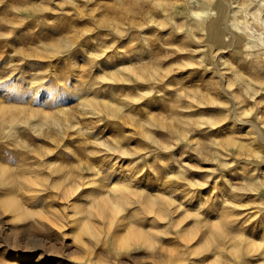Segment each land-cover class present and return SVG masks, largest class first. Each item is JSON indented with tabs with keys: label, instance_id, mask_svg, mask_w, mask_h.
I'll list each match as a JSON object with an SVG mask.
<instances>
[{
	"label": "rangeland",
	"instance_id": "obj_1",
	"mask_svg": "<svg viewBox=\"0 0 264 264\" xmlns=\"http://www.w3.org/2000/svg\"><path fill=\"white\" fill-rule=\"evenodd\" d=\"M187 5L0 0V264H264V132L255 128L264 73L223 36L210 42ZM53 45L59 53L50 56L44 47ZM73 56L83 83L75 95L49 71L71 73ZM128 58L145 81L115 66ZM112 72L130 82L100 86ZM240 76L252 78L255 93ZM31 78L53 83L48 91L65 102L41 103ZM77 95L128 101L126 116L85 113ZM67 109L76 112L60 132L49 120ZM102 143L123 147L122 163L111 169ZM64 173L59 189L87 176L82 195L50 186ZM29 186L42 188L37 203ZM15 198L24 208L17 216L3 205ZM139 232H153L152 245L120 241Z\"/></svg>",
	"mask_w": 264,
	"mask_h": 264
},
{
	"label": "bare ground",
	"instance_id": "obj_2",
	"mask_svg": "<svg viewBox=\"0 0 264 264\" xmlns=\"http://www.w3.org/2000/svg\"><path fill=\"white\" fill-rule=\"evenodd\" d=\"M186 1L188 3L187 6H189L186 8L188 14L194 18L197 27L205 29L207 31L210 42H218L223 36L225 40L224 42L225 45L232 46L234 49L240 52L243 51L244 54L249 58V60L246 61V63L251 68L255 69V71L258 72L259 74L264 73L263 68L256 67V64H258L259 62L264 63V0H200V1L186 0ZM209 14L212 15V17L208 19ZM135 27L137 28V25ZM111 30L117 36H120L121 32L123 31V29L117 24H115ZM105 35H107V33ZM128 38L129 35L126 34L125 39L128 40ZM110 43L113 44L114 40H111ZM105 45L102 44L101 47H104ZM58 47L59 46L53 45L51 47L46 46L44 47V49L46 51H52V52L55 51V53L50 54V56H52L54 54L59 53ZM89 54L95 58L98 56V54L96 53L94 54L89 53ZM135 54L143 55L144 52H138ZM71 65H72L71 73L63 71L61 74H56L54 66L52 67V69L49 68V71L51 73H54V75H58L57 77H54L53 79L54 81L52 82L62 85L63 89H71L74 93L73 95H75L76 92L83 86V83L77 82L78 78H80L81 75H80V70L78 69L80 67V62L77 60V58H75V56L72 57ZM115 66H120L129 74L134 75L138 80V82H143L147 79L145 77L143 68H135L133 66V58H130L125 62L119 61ZM99 77L100 78L97 79V82L98 83L101 82L100 86H103L104 85L103 81L107 79L130 82L128 78H126V76L121 74L119 75L115 72L111 73L110 78H107L103 75H100ZM148 77L156 79L157 74L154 71L153 73H149ZM159 78H162V76L160 75ZM240 81L243 83V89L248 96H250L251 93L253 94L256 92V91L249 92L252 91V85H251L252 78H243L242 76H240ZM28 84L32 86L31 89H32V93L35 94L34 96L35 98L38 96V94H42L39 98L40 99L39 101L41 103H47V104L51 103L45 100L50 98L58 100V104L59 103L62 104V102H65V98H66L65 96H60L57 95L56 92L48 91L51 89L50 86H52L53 84L50 83V81L48 80L46 81L45 84L38 85V83H36V81H34L31 78V80L28 81ZM135 87L138 88L140 87V85L136 84ZM142 95L143 93H139V94L136 93L135 95L129 98V101L136 102L140 100ZM77 98H78L76 102L77 105L80 107L87 108L86 109L87 111H85V113H90L95 115L106 114L113 118H124L126 116V112L124 110H125V106L128 104V101L124 103V102H115L113 99H108L107 101L101 99L85 100L84 97H82V95L81 96L77 95ZM75 112L76 110L71 111L70 109L60 111V115L62 118L60 119L61 121L51 116L49 120V124L54 128H56L58 131L62 132L63 127L66 126L65 124L68 122V117H70V115H74ZM262 112L259 113L261 125L255 127L256 132L258 133L259 136H262V133L264 132V116ZM79 129L80 128H78V130ZM79 131L82 130L80 129ZM116 141L117 139H115V142ZM103 145L106 147V150L108 152H111V156H109L108 153L105 155L110 157L108 159V162H110L109 167L111 169L114 168L115 165H119L120 163H122L120 154H123L126 151L123 147H121L117 143L111 146L107 144H103ZM100 161H103V159H100ZM96 172L97 169L94 170L93 167V171L90 175L91 176L96 175ZM68 176L69 174L64 173L62 178L55 180L50 186L54 190L59 189L58 188L59 183L66 180ZM84 177L87 176H83L80 174L79 183L73 184L72 186H70V188H68V190H66L64 187H61L58 191L59 193H61L62 197H67L70 194H74V192L76 191L78 195H82L86 190L85 187L80 189L78 188L86 184V181L83 180ZM125 177L129 180L130 176H125ZM38 186H29L27 188L26 194L28 195L30 201L33 200L35 197L38 198L39 191L42 189ZM52 193H56V191H52ZM34 200L35 201H31V202L33 203L38 202V200L36 199ZM45 202L46 200L44 199L41 201L40 204L43 205ZM3 205L6 206L7 210L11 212L13 216H17L19 213H21L22 210H24L18 198H15L10 202L7 201ZM155 237L156 236L153 232H148V233L145 232V234L139 232L138 234L127 236L126 238L120 241L126 242L129 239H136L141 243V245L148 246L150 244L152 245L151 242L155 239Z\"/></svg>",
	"mask_w": 264,
	"mask_h": 264
}]
</instances>
